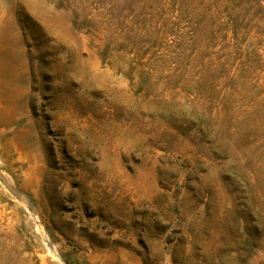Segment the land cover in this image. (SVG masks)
I'll return each mask as SVG.
<instances>
[{"label":"rangeland","instance_id":"obj_1","mask_svg":"<svg viewBox=\"0 0 264 264\" xmlns=\"http://www.w3.org/2000/svg\"><path fill=\"white\" fill-rule=\"evenodd\" d=\"M0 264H264V0H0Z\"/></svg>","mask_w":264,"mask_h":264}]
</instances>
